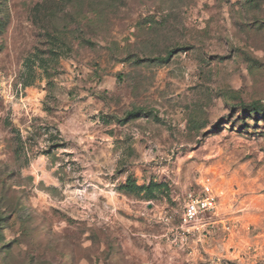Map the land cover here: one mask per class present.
<instances>
[{"label": "rangeland", "instance_id": "1", "mask_svg": "<svg viewBox=\"0 0 264 264\" xmlns=\"http://www.w3.org/2000/svg\"><path fill=\"white\" fill-rule=\"evenodd\" d=\"M0 264H264V0H0Z\"/></svg>", "mask_w": 264, "mask_h": 264}, {"label": "built area", "instance_id": "2", "mask_svg": "<svg viewBox=\"0 0 264 264\" xmlns=\"http://www.w3.org/2000/svg\"><path fill=\"white\" fill-rule=\"evenodd\" d=\"M216 197L212 190V180L204 177L197 193H190L185 199V205L180 215V228L171 229L169 240L177 247H185L190 233V227L201 223L206 214L216 208Z\"/></svg>", "mask_w": 264, "mask_h": 264}]
</instances>
